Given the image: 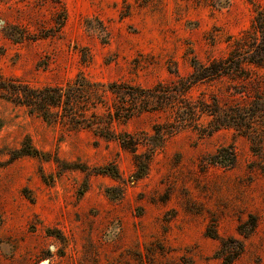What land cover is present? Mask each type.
Segmentation results:
<instances>
[{"label":"rangeland","instance_id":"1","mask_svg":"<svg viewBox=\"0 0 264 264\" xmlns=\"http://www.w3.org/2000/svg\"><path fill=\"white\" fill-rule=\"evenodd\" d=\"M256 9L264 0H0L4 81L40 88L81 74L96 85L90 121L132 109L112 136L44 120L0 90V264H264V117L245 133H208L206 116L175 127L172 109L108 88L149 91L187 76L193 59L226 56ZM234 85L258 92L223 77L190 95L242 107ZM226 146L233 167L206 163Z\"/></svg>","mask_w":264,"mask_h":264},{"label":"trees","instance_id":"2","mask_svg":"<svg viewBox=\"0 0 264 264\" xmlns=\"http://www.w3.org/2000/svg\"><path fill=\"white\" fill-rule=\"evenodd\" d=\"M205 1V0H204ZM214 3V2H213ZM248 29L241 33L239 38L234 39L231 49L226 56L218 59H209L205 63L196 59L192 60V71L185 77H177L170 85L158 83L153 89L144 91L126 84L113 83L110 85L111 92H127L130 97H139L142 101L153 99L156 102L155 109L161 110L170 108L174 117V126L182 124L200 125L199 119L206 116L208 121V133L220 130L221 128H233L236 131L245 133L252 128L255 118L264 117V73L256 70L264 68V9H256ZM226 77L232 81L240 80L250 82V87L258 91L249 95L242 88L235 86L234 93L241 94L247 99L242 107L233 106L223 108L214 95L205 98L201 93L197 97L190 95L191 88L197 83H206ZM252 81V82H251ZM96 85L89 83L83 75H77L73 82L65 85L30 87L16 79L4 81L0 76V90L6 98L15 104L26 108L28 113L39 115L44 120L53 122H64L67 120L75 129L91 128L97 124V133H115L111 129L112 120L120 121L128 119L132 109L124 105H113L114 111H108V121L103 123L97 120L90 121L85 117V103L91 87ZM263 87V88H262ZM241 96V95H240ZM103 124L102 126H100ZM169 128H173L168 124ZM114 136V134H112ZM124 149L135 152V143L121 140ZM236 152L231 146L217 149L207 157L208 165L220 167H233L236 164ZM254 223L252 228L254 227ZM239 245L234 257L224 261L230 263L241 252Z\"/></svg>","mask_w":264,"mask_h":264}]
</instances>
